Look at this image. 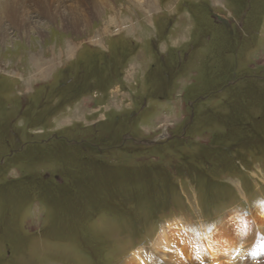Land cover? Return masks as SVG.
Masks as SVG:
<instances>
[{
    "label": "rangeland",
    "instance_id": "obj_1",
    "mask_svg": "<svg viewBox=\"0 0 264 264\" xmlns=\"http://www.w3.org/2000/svg\"><path fill=\"white\" fill-rule=\"evenodd\" d=\"M0 28V264H210L208 235L264 264V0H0ZM84 67L118 84L54 106Z\"/></svg>",
    "mask_w": 264,
    "mask_h": 264
},
{
    "label": "trees",
    "instance_id": "obj_2",
    "mask_svg": "<svg viewBox=\"0 0 264 264\" xmlns=\"http://www.w3.org/2000/svg\"><path fill=\"white\" fill-rule=\"evenodd\" d=\"M107 61H109V64H110V66L107 67V68H110L111 69V70L108 69V71H110V73H111L110 76H114V77L115 76H118L119 74H112V72L116 68H115L114 64L111 62L112 61L111 58L110 57H107ZM86 70H85V67L83 69L80 68V71L79 72H82V73H78V79H79L78 89L75 92L70 93V91H71V85H73L75 82H72V84L69 83L66 86V88H64L62 90L63 92H61V94L57 97L55 103L53 104L54 106L56 105L57 107H60V108L65 107L67 104L71 103L74 99H77L79 95L81 96V94L83 95L84 93H86V92H88V91H90L92 89H97V90L98 89H104V90H106L108 86L113 85L115 83V81L113 79H111L109 76H107L106 78H104V76L106 75V73L104 75H101V73H99V72L96 71L97 74H95L96 76H94V75H90L89 74V69H86ZM106 71H107V69H106ZM118 72H121V68L117 71V73ZM76 78L77 77L73 78L72 81L75 80ZM105 79H106V81L103 83L102 80H105ZM80 91H82V93L79 94L76 97V94L78 92H80ZM43 104H44V100H41V98H40V100L38 102L35 103L36 112H40L41 113L40 116H43V114H48V112L42 113L43 110L49 109V107L48 108L47 107L45 108L43 106ZM31 105H32V103L27 104V108L28 109H32L31 107H29ZM25 106H26V103H25ZM121 116H124V114H122ZM133 117H135V116L132 113H130L128 115V118H133ZM113 118H114L115 121H117L120 118V115H115ZM86 141L87 140H83L82 142H86ZM77 145H79V143ZM91 151L93 153L95 152L92 149H91ZM68 177H70V176H68Z\"/></svg>",
    "mask_w": 264,
    "mask_h": 264
},
{
    "label": "bare ground",
    "instance_id": "obj_3",
    "mask_svg": "<svg viewBox=\"0 0 264 264\" xmlns=\"http://www.w3.org/2000/svg\"><path fill=\"white\" fill-rule=\"evenodd\" d=\"M6 1V0H5ZM13 6V5H12ZM3 7V6H2ZM15 7V6H14ZM13 7V8H14ZM4 8V7H3ZM19 9V8H18ZM5 10V9H4ZM2 11V10H1ZM3 13V12H2ZM1 29V28H0ZM2 33V32H1ZM3 36V35H2ZM55 54V53H54ZM66 57V56H65ZM55 73V72H54ZM262 208V207H261ZM263 210V209H262ZM262 210L261 211H259V213H258V217H259V221L257 222V220H256V222H257V226H258V229L260 230V231H262V230H264V212H262ZM211 236L212 235H208V236H206L204 239H202L203 240V242H204V247H203V249H204V252L206 253V254H208V262L210 263V264H229L230 262H229V259L225 256V255H223V254H221V253H219L218 255L216 254V252H215V248H214V246H213V239L211 238ZM157 239H158V243H157V246L158 247H160L161 245H164V244H167L166 243V241H165V238H164V236L162 235V234H160L158 237H157ZM202 242V243H203ZM215 243V242H214ZM218 253V252H217ZM198 255H199V260H204V258H205V256L203 255V254H201L200 252H198Z\"/></svg>",
    "mask_w": 264,
    "mask_h": 264
},
{
    "label": "crops",
    "instance_id": "obj_4",
    "mask_svg": "<svg viewBox=\"0 0 264 264\" xmlns=\"http://www.w3.org/2000/svg\"><path fill=\"white\" fill-rule=\"evenodd\" d=\"M116 84H118V83H116ZM116 84L114 83L113 85H116ZM113 85H111V87H112ZM111 87H110V92H114V93H115L116 89L111 90L114 86H113L112 88H111Z\"/></svg>",
    "mask_w": 264,
    "mask_h": 264
},
{
    "label": "flooded vegetation",
    "instance_id": "obj_5",
    "mask_svg": "<svg viewBox=\"0 0 264 264\" xmlns=\"http://www.w3.org/2000/svg\"><path fill=\"white\" fill-rule=\"evenodd\" d=\"M94 92H97L98 90L97 89H92ZM92 90H90V91H92ZM89 92V91H88ZM99 92V91H98ZM96 93L94 94V97H96Z\"/></svg>",
    "mask_w": 264,
    "mask_h": 264
}]
</instances>
